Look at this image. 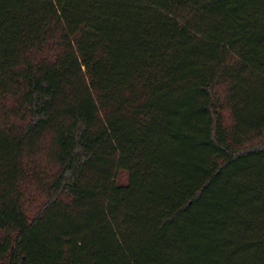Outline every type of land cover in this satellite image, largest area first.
<instances>
[{
	"label": "trees",
	"instance_id": "16d2710c",
	"mask_svg": "<svg viewBox=\"0 0 264 264\" xmlns=\"http://www.w3.org/2000/svg\"><path fill=\"white\" fill-rule=\"evenodd\" d=\"M0 264H264V0H0Z\"/></svg>",
	"mask_w": 264,
	"mask_h": 264
},
{
	"label": "rangeland",
	"instance_id": "374dc122",
	"mask_svg": "<svg viewBox=\"0 0 264 264\" xmlns=\"http://www.w3.org/2000/svg\"><path fill=\"white\" fill-rule=\"evenodd\" d=\"M127 179L126 174L125 173H121L118 177V182H125Z\"/></svg>",
	"mask_w": 264,
	"mask_h": 264
}]
</instances>
